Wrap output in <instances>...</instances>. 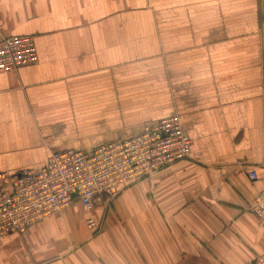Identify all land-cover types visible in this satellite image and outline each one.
<instances>
[{
    "label": "crops",
    "instance_id": "crops-1",
    "mask_svg": "<svg viewBox=\"0 0 264 264\" xmlns=\"http://www.w3.org/2000/svg\"><path fill=\"white\" fill-rule=\"evenodd\" d=\"M11 36H32L37 61L0 74V172L91 153L171 116L191 149L107 209L74 200L6 233L0 264H250L264 254L251 211L264 189V0H0V39Z\"/></svg>",
    "mask_w": 264,
    "mask_h": 264
},
{
    "label": "built area",
    "instance_id": "built-area-1",
    "mask_svg": "<svg viewBox=\"0 0 264 264\" xmlns=\"http://www.w3.org/2000/svg\"><path fill=\"white\" fill-rule=\"evenodd\" d=\"M36 61L32 36L0 39V74L15 73ZM190 149L191 140L182 132L178 117L171 116L144 127L133 138L91 153L66 150L51 154L41 167L0 172V239L61 212L74 200L86 211L100 204L107 209L124 188L190 159ZM247 177L257 178L253 170ZM251 211L264 227V189L255 195ZM87 226L98 233L102 219L89 217ZM250 264H264V254Z\"/></svg>",
    "mask_w": 264,
    "mask_h": 264
}]
</instances>
